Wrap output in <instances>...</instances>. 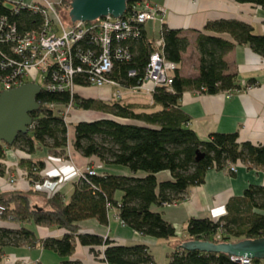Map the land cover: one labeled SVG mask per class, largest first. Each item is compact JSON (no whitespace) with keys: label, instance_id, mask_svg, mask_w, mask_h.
<instances>
[{"label":"trees","instance_id":"16d2710c","mask_svg":"<svg viewBox=\"0 0 264 264\" xmlns=\"http://www.w3.org/2000/svg\"><path fill=\"white\" fill-rule=\"evenodd\" d=\"M138 1L142 0H128L127 10ZM236 1L264 9V0ZM6 2L13 5L7 7ZM19 4L17 0H0V17H5L9 25L14 24L17 34L38 29L44 20L43 14L19 7ZM144 25H141L138 37L123 42L130 59H114L110 78L123 89L138 86L146 74L150 55L162 51L165 59L174 62L177 68L171 85L155 87L151 104L85 98L79 93L42 88L36 97L40 107L30 114L32 125L28 132L19 134L10 146L0 142V160L4 158L5 148L14 147L33 154L38 144L46 147L53 158H62L66 156L68 145L65 109L70 106L76 110L98 112L104 116L73 125V148L86 158H97L104 165L126 167L132 175L86 174L73 180V191L65 200L60 190L46 193L35 189V185L45 180L43 161L22 159L19 166L25 169L30 187L0 192V207L3 208L0 214V264H5L2 260L4 248L39 243L61 258L58 264H82L70 260L77 243L87 247L103 246V252H95V255L102 256L100 261L106 264H155L146 245H121L108 237L83 233L80 221L96 218L106 225L109 211L115 209L122 224L137 233L169 239L176 236V229L161 213L152 211V205H170L184 199L189 188L203 183L209 169H222L240 161L264 170V143L240 142L237 132H211L201 139L188 126L189 117L179 105L186 90L217 94L241 89L237 74L227 73L224 56L235 44H245L264 58V34L255 33L253 25L236 19L207 22L204 32H197L198 75L190 78L179 72L182 53L189 45L182 30L162 24L159 35L162 46L158 48L156 39L146 38ZM221 34H228L233 41ZM10 44L0 42V60L15 58L10 52ZM130 72L134 74L130 75ZM74 83L77 87L88 86L83 74L75 76ZM249 83L255 84L254 81ZM197 152L203 154L199 160H196ZM161 171H168L172 179L158 181L156 175ZM4 173L0 167V176ZM138 173L144 175L136 176ZM36 195L45 197L47 207L39 210L31 204L30 197ZM30 225L61 229L64 233L39 239ZM186 231L188 239L215 243L264 238V187L248 186L242 196L228 201L226 214L218 220L190 218ZM179 244L167 255L166 264H240L226 253L189 251ZM250 264H264V259H251Z\"/></svg>","mask_w":264,"mask_h":264},{"label":"crops","instance_id":"0c3cea01","mask_svg":"<svg viewBox=\"0 0 264 264\" xmlns=\"http://www.w3.org/2000/svg\"><path fill=\"white\" fill-rule=\"evenodd\" d=\"M163 9L156 19L145 23L146 38L159 39L161 26L166 24L169 28L182 30V35L189 40L188 48L182 53V62L179 65L180 74L194 78L198 75L199 55L196 51L197 32L202 31L205 24L217 19H236L253 25L255 33L264 34V9L249 3H239L236 0H148ZM150 32H157L158 38H151ZM213 34V33H208ZM222 37L232 40L228 34ZM228 64L227 73H236L240 83L254 81L251 88L242 89L238 93L226 96L220 92L217 94L196 93L194 90L183 92L179 105L181 110L189 117L188 126L193 129L201 139H205L211 132L232 133L237 132L240 142L248 141L252 144L264 143V58L256 54L248 45L235 46L224 56ZM109 88L97 89L92 95L78 93L85 98L99 97L106 94ZM125 94H130L124 90ZM142 94V93H140ZM143 95V94H142ZM148 101L126 102L150 103ZM67 123V153L65 157L53 158L49 155L46 147L36 145L33 154H27L18 148H5L4 158L0 160V167L4 169V175L0 176V192L12 189L27 190L30 187L29 179L25 176V169L19 166L24 158L40 160L45 163V172L53 175V181L59 180V176H66L61 184L60 192L65 200H68L73 191V180L70 176L74 168H83L89 163H96L99 173L108 172L113 174L132 175L123 166H109L102 164L97 158H86L78 153L72 146L74 138L73 125L80 121H92L88 116L90 111L76 110ZM76 116L78 118H76ZM99 118V117H98ZM97 119V118H96ZM235 170L230 171L227 167L222 169H209L202 184L193 186L187 191L185 198L179 200L176 205L151 206V210L159 212L176 229V236L169 239H156L144 236L122 224L116 210L111 209L108 213V224H101L96 218H87L79 223L80 231L95 234L121 245L144 244L148 247L157 264L156 250L164 255L166 264L167 255L175 245L188 239L186 231L190 218H210L218 220L226 214V204L234 197L243 195L250 185L264 187V170L261 167H251L243 162H236ZM138 173L136 176H143ZM158 181L172 179L168 171H161L156 175ZM13 181L11 182V180ZM120 197V193L117 194ZM31 204L39 207H47L43 196H31ZM36 236L43 239L48 236H59L64 233L61 229H49L35 226ZM185 233V234H184ZM104 247H87L77 243L70 260H78L82 264H106L100 261L102 256L96 257L95 252H103ZM7 254L17 257H27L28 264H58L61 258L54 252L44 249L41 244L34 246H8L4 248L2 260Z\"/></svg>","mask_w":264,"mask_h":264},{"label":"built area","instance_id":"2783aa9c","mask_svg":"<svg viewBox=\"0 0 264 264\" xmlns=\"http://www.w3.org/2000/svg\"><path fill=\"white\" fill-rule=\"evenodd\" d=\"M17 1L20 3L19 7L41 12L44 20L38 29L17 34L14 24L9 25L5 17H0V42L11 43L9 49L15 56V58H6V61L0 60V92L31 82L38 84L41 89L45 88L53 92L69 91L70 94H74L78 93L79 89L86 88L77 87L74 83V77L83 74L87 87L97 89L108 87L111 92L104 98L121 100L123 88L110 78L113 60L130 59L128 48L123 46V42L138 37L141 25L156 19L163 12L160 6L142 0L136 2L131 10L126 9L124 15L118 18L106 16L90 22L64 23L56 8L69 11L70 2L58 0L53 3L50 0H34L35 4H32L26 0ZM155 44L161 48V39ZM176 68L174 62L165 59L162 51L153 52L141 83L123 90L130 93L143 92L150 96L156 86L172 84V75ZM129 74L133 75L134 72ZM251 87V84L243 82L241 89L225 91L224 94L231 96ZM196 93L201 92L196 91ZM227 168L234 171L235 165L229 163ZM97 172L94 166L87 165L84 168H74L70 176L72 179H77ZM42 175L45 179L44 183L35 185V189L46 193L58 191L59 183L62 184L66 180V176H59L58 182L53 181L54 176L45 170ZM176 203L175 201L170 205ZM2 210L3 208L0 207V214ZM3 261L5 264H26V260L11 263L5 257ZM238 262L250 264L251 259L240 258Z\"/></svg>","mask_w":264,"mask_h":264},{"label":"water","instance_id":"95a60500","mask_svg":"<svg viewBox=\"0 0 264 264\" xmlns=\"http://www.w3.org/2000/svg\"><path fill=\"white\" fill-rule=\"evenodd\" d=\"M127 1L70 0V8L66 13L67 22H90L106 16L121 17L127 9ZM40 92V86L31 82L0 92V142L10 146L19 134L28 132L32 125L30 114L40 107L36 99ZM202 156V153L197 152L196 160ZM36 208L42 209L39 206ZM179 246L189 251L226 253L236 261L240 258L264 259V238L217 243L209 240L187 239Z\"/></svg>","mask_w":264,"mask_h":264},{"label":"rangeland","instance_id":"374dc122","mask_svg":"<svg viewBox=\"0 0 264 264\" xmlns=\"http://www.w3.org/2000/svg\"><path fill=\"white\" fill-rule=\"evenodd\" d=\"M27 1H30L32 4H35L34 0H27ZM50 1L53 2V3H56L58 0H50ZM12 5H13L12 2H6L5 6L10 7ZM56 10H57V13H58L59 17L61 18L62 22L66 23L67 18H68L66 13H67L68 10H65L63 8H60V7H57ZM150 37L151 38H155V37L158 38V33L157 32H150ZM96 90H97V88H94V87H86V88L81 89V92L82 93H86L87 95H92ZM110 92H111V90H108V92L106 94H101L99 97H108ZM122 93H123V97H122L123 101L126 100V99H130L131 101H148V99H149L148 97L143 96V95H146L143 92L125 94L124 90L122 89ZM140 93H142L143 95L140 94ZM103 99L105 100V98H103ZM106 100H107V98H106ZM124 102H126V101H124ZM76 113H77L76 109H72V107H70L68 109H65V116L67 118L66 120H76L74 118H70L72 114H76ZM86 114H90L88 116H91L90 118H92V119H96L98 117L104 116V114H101V113H98V112H91V113H86ZM76 118H78V117L76 116ZM87 165H92V166H94L97 169V167H96L97 164L96 163H94V164L93 163H89ZM60 187H61V183H59V189H60ZM29 227L34 229L37 232V229H36V227L34 225H30ZM216 238H219V236H217ZM5 258H7L9 260V262H11V263H15V262H18L20 260H24V261L26 260L25 262H26V264H28L27 260H29L27 257H24V256L17 257L14 254H7V256ZM156 258H157V260H156L157 264L161 263L160 261H162V259H163V261L165 259L164 255H162V254L160 255L158 250H156Z\"/></svg>","mask_w":264,"mask_h":264}]
</instances>
